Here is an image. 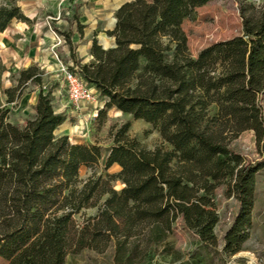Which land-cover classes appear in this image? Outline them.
Masks as SVG:
<instances>
[{
  "label": "trees",
  "instance_id": "obj_1",
  "mask_svg": "<svg viewBox=\"0 0 264 264\" xmlns=\"http://www.w3.org/2000/svg\"><path fill=\"white\" fill-rule=\"evenodd\" d=\"M209 1H123L113 12L112 28L104 31L113 45L102 48L93 32L86 62L70 54L81 79L102 98L97 116L114 107L148 122L165 143L143 146L127 133L128 121L109 128L102 169L116 163L114 172L94 170L101 157L98 144L54 133L65 115L53 108L50 90H42L35 65L20 69L16 84L0 90L4 264H62L64 248L109 250V264H199L183 258L167 236L180 218L201 243H215L211 194L219 183L237 201L220 249L231 255L241 248L251 225L259 164L244 163L228 141L244 129L253 131L256 142L264 135V0L259 6L234 0L240 34L192 56L181 23ZM12 20L30 22L18 0H0V33ZM65 41L70 45L69 34ZM4 70L0 60V75ZM26 82L38 92L33 113L17 124L8 119L7 104L18 99ZM81 165L90 167L84 178L78 177ZM87 207H95L94 213L85 215ZM156 252L168 259L158 261Z\"/></svg>",
  "mask_w": 264,
  "mask_h": 264
},
{
  "label": "rangeland",
  "instance_id": "obj_2",
  "mask_svg": "<svg viewBox=\"0 0 264 264\" xmlns=\"http://www.w3.org/2000/svg\"><path fill=\"white\" fill-rule=\"evenodd\" d=\"M127 0H18L21 10L27 14L33 12L29 23H18L12 20L7 28L0 33V60L5 70L0 75V90L16 84L18 71L29 65H35L40 72L41 88L50 90L52 105L65 117L55 129V134H66L69 141L95 143L100 146L101 157L94 170L96 173L114 172L118 169L112 163L102 169V157L111 144L108 129H115L124 121H128L127 133L134 136L145 147L165 144L156 129L131 114L119 112L114 107L106 110L104 117L96 115L102 104L98 96L96 102L71 104L67 102L65 87L61 74L57 69L59 63L67 67L74 66L71 56L80 63L89 59L88 48L90 38L95 32L97 42L103 46L112 44V38L105 34L114 22L113 12L116 6ZM259 6L263 0H247ZM75 13V18L72 16ZM81 24L77 27V24ZM181 28L186 35L189 53L195 56L204 46L240 34L241 19L234 0H211L196 8L195 18L184 20ZM69 34L70 45L65 41ZM59 39V40H58ZM105 41V43H104ZM92 86V85H91ZM93 87V86H92ZM94 88V87H93ZM95 89V88H94ZM38 87L26 82L22 84L21 94L11 104L8 119L21 124L33 113ZM5 96L0 92V102L4 104ZM263 105L264 93L260 97ZM228 145L241 154L244 163L258 162L259 166L254 177V197L251 207V225L247 238L241 248L231 255L221 251L222 234L230 224L236 209L237 201L228 192L225 183H219L211 194V205L217 216L211 231L215 237L213 245L200 242L198 235L184 226L180 218H176L168 233L167 239L183 255L193 257L199 264H264V135L255 141L253 131L244 129L228 141ZM90 173V167L81 165L78 177L84 178ZM113 187L121 183L113 181ZM95 207H87L84 214H92ZM77 220L81 217L74 215ZM62 264H109V250L98 253L91 249H81L68 253L61 251ZM155 257L161 262L168 256L156 252ZM5 261L0 258V264Z\"/></svg>",
  "mask_w": 264,
  "mask_h": 264
},
{
  "label": "built area",
  "instance_id": "obj_3",
  "mask_svg": "<svg viewBox=\"0 0 264 264\" xmlns=\"http://www.w3.org/2000/svg\"><path fill=\"white\" fill-rule=\"evenodd\" d=\"M57 69L64 82L67 102L71 104H79L84 101L96 102V98L99 96L98 92L81 79L75 66L70 69L66 65L59 63Z\"/></svg>",
  "mask_w": 264,
  "mask_h": 264
},
{
  "label": "crops",
  "instance_id": "obj_4",
  "mask_svg": "<svg viewBox=\"0 0 264 264\" xmlns=\"http://www.w3.org/2000/svg\"><path fill=\"white\" fill-rule=\"evenodd\" d=\"M121 3H122V2H121ZM119 4H120V3H119ZM119 4H118V5H119ZM118 5L116 6V8L118 7ZM20 9H21V8H20ZM21 11H22V13H23V14H24L29 20H30L31 16L34 15L33 12H29V14H27L26 12H24V10H21ZM14 21H15V20H14ZM11 22H12V21H11ZM11 22H10V23H11ZM17 22L20 23V24H21V23H25V22H21V21H17ZM6 28H7V27H6ZM6 28H5V29H6ZM5 29H4V30H5ZM4 30H3V31H4ZM3 31H2V32H3ZM90 41H91V40H90ZM98 44H100V43L98 42ZM100 45H102V44H100ZM110 45H111V44H109V45H107V46H110Z\"/></svg>",
  "mask_w": 264,
  "mask_h": 264
},
{
  "label": "water",
  "instance_id": "obj_5",
  "mask_svg": "<svg viewBox=\"0 0 264 264\" xmlns=\"http://www.w3.org/2000/svg\"><path fill=\"white\" fill-rule=\"evenodd\" d=\"M97 43H98V42H97ZM111 45H113V42H112ZM111 45H110V46H111ZM101 47H102V48H106V47H109V46H103V45H101Z\"/></svg>",
  "mask_w": 264,
  "mask_h": 264
},
{
  "label": "bare ground",
  "instance_id": "obj_6",
  "mask_svg": "<svg viewBox=\"0 0 264 264\" xmlns=\"http://www.w3.org/2000/svg\"><path fill=\"white\" fill-rule=\"evenodd\" d=\"M104 43H105V41H104ZM106 44V43H105ZM120 112V111H119Z\"/></svg>",
  "mask_w": 264,
  "mask_h": 264
}]
</instances>
